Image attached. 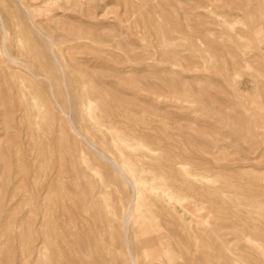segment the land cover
Listing matches in <instances>:
<instances>
[{
	"label": "rangeland",
	"instance_id": "obj_1",
	"mask_svg": "<svg viewBox=\"0 0 264 264\" xmlns=\"http://www.w3.org/2000/svg\"><path fill=\"white\" fill-rule=\"evenodd\" d=\"M0 264H264V0H0Z\"/></svg>",
	"mask_w": 264,
	"mask_h": 264
}]
</instances>
